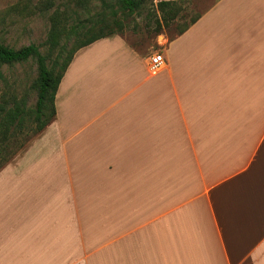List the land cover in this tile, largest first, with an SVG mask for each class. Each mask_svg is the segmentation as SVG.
<instances>
[{
  "label": "crops",
  "instance_id": "1",
  "mask_svg": "<svg viewBox=\"0 0 264 264\" xmlns=\"http://www.w3.org/2000/svg\"><path fill=\"white\" fill-rule=\"evenodd\" d=\"M208 2L156 69L74 53L0 168V264H264V0Z\"/></svg>",
  "mask_w": 264,
  "mask_h": 264
},
{
  "label": "rangeland",
  "instance_id": "2",
  "mask_svg": "<svg viewBox=\"0 0 264 264\" xmlns=\"http://www.w3.org/2000/svg\"><path fill=\"white\" fill-rule=\"evenodd\" d=\"M157 1L154 0V4ZM208 3V0H180L176 19L168 27L162 28L158 35L153 34L155 24L146 8L139 15L128 17L122 36L139 50L152 54L159 51V44L175 36L178 29L196 17ZM98 7L97 0H0V41L14 48L34 43L42 53L54 57L56 49H51L48 42L52 20L56 18L64 26L58 43H66L69 48L77 40L72 35L68 37L70 25L75 24L78 17L82 18V23H86L87 19L84 18L94 17ZM36 78L37 63L33 58L1 64L0 103L4 101L11 104L17 101L23 103L26 110L34 107L37 97ZM35 126L33 118L27 115L23 126L14 131V135L8 140V146L1 151L0 162L3 160L2 156L9 161L11 154L14 155L25 147L37 134L34 133Z\"/></svg>",
  "mask_w": 264,
  "mask_h": 264
},
{
  "label": "trees",
  "instance_id": "3",
  "mask_svg": "<svg viewBox=\"0 0 264 264\" xmlns=\"http://www.w3.org/2000/svg\"><path fill=\"white\" fill-rule=\"evenodd\" d=\"M83 0H78L82 2ZM99 7L95 16L82 23V18H76L75 24L69 27V34L77 39L72 46L67 48L66 43H58L63 27L58 19H53L48 35L49 47L56 49V55L42 53L34 43L14 48L0 41V65L3 63L26 61L30 58L37 63V78L35 81L36 102L34 107L26 110L21 102L13 101L11 104L0 103V154L8 146V140L14 135L16 129H20L25 117L30 115L36 123L34 133L40 132L55 117L54 98L58 84L70 63L74 53L81 47L93 41L112 35L123 34L127 27V20L133 14H140L148 8V16L154 21L153 34L158 35L162 28L168 27L180 10V0H97ZM152 8V9H150ZM149 17V18H150ZM198 16L192 18L189 23L178 29L176 34L182 33L187 26L194 22ZM64 53V56H63ZM50 60V63L48 61ZM13 154L9 157L11 158ZM0 168L8 160L2 156ZM9 158V159H10Z\"/></svg>",
  "mask_w": 264,
  "mask_h": 264
},
{
  "label": "built area",
  "instance_id": "4",
  "mask_svg": "<svg viewBox=\"0 0 264 264\" xmlns=\"http://www.w3.org/2000/svg\"><path fill=\"white\" fill-rule=\"evenodd\" d=\"M150 68L151 69H156L158 68L161 64H163L164 59L161 53H154L153 55L150 56Z\"/></svg>",
  "mask_w": 264,
  "mask_h": 264
}]
</instances>
